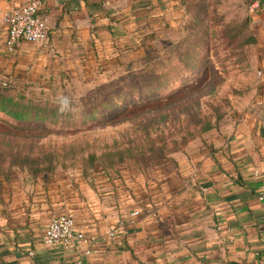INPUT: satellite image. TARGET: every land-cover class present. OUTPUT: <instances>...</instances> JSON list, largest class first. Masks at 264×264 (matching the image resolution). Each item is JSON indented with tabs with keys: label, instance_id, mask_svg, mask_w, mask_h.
Listing matches in <instances>:
<instances>
[{
	"label": "crops",
	"instance_id": "0c3cea01",
	"mask_svg": "<svg viewBox=\"0 0 264 264\" xmlns=\"http://www.w3.org/2000/svg\"><path fill=\"white\" fill-rule=\"evenodd\" d=\"M40 1L48 40L11 52L4 19L25 0H0V82L22 94L120 71L190 13L189 0ZM252 1L251 76L234 117L151 177L105 173L73 185L0 175V264H264V0ZM64 212L96 238L89 256L44 242Z\"/></svg>",
	"mask_w": 264,
	"mask_h": 264
},
{
	"label": "rangeland",
	"instance_id": "374dc122",
	"mask_svg": "<svg viewBox=\"0 0 264 264\" xmlns=\"http://www.w3.org/2000/svg\"><path fill=\"white\" fill-rule=\"evenodd\" d=\"M252 2L189 0L188 16L164 26L120 71L57 90H10L48 119L14 125L0 115V175L74 185L105 173L168 171L241 107L251 76ZM183 52L185 60H173Z\"/></svg>",
	"mask_w": 264,
	"mask_h": 264
},
{
	"label": "built area",
	"instance_id": "2783aa9c",
	"mask_svg": "<svg viewBox=\"0 0 264 264\" xmlns=\"http://www.w3.org/2000/svg\"><path fill=\"white\" fill-rule=\"evenodd\" d=\"M11 1V0H8ZM259 3L254 2L250 11L255 12ZM42 2L40 0H25L24 3L13 5L5 16V23L8 26L5 45L11 52H15L22 42L44 43L49 38V26L41 14ZM260 73V72H259ZM7 86V82H3ZM255 175H260L255 170ZM258 199L264 205V180L258 190ZM108 235L114 237V230ZM44 242L48 245H59L64 248L77 246L84 257L92 253V246L96 242L93 236L86 234L77 228L75 218L71 213H60L54 216L47 225ZM264 254V250L262 252ZM259 254V253H257Z\"/></svg>",
	"mask_w": 264,
	"mask_h": 264
},
{
	"label": "trees",
	"instance_id": "16d2710c",
	"mask_svg": "<svg viewBox=\"0 0 264 264\" xmlns=\"http://www.w3.org/2000/svg\"><path fill=\"white\" fill-rule=\"evenodd\" d=\"M185 53L174 54L172 58L179 63L189 56L188 53ZM10 90H12V86L9 83L4 86L3 82H0V115L7 116L14 125L26 122H45L48 119L47 115L42 114V109L38 104H34L33 101L26 100L24 97L16 98ZM135 96H143V92L136 93Z\"/></svg>",
	"mask_w": 264,
	"mask_h": 264
}]
</instances>
